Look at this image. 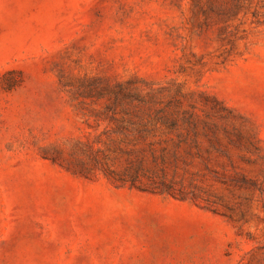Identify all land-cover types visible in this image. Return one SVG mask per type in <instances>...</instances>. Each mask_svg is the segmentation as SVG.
<instances>
[{
    "label": "rangeland",
    "instance_id": "374dc122",
    "mask_svg": "<svg viewBox=\"0 0 264 264\" xmlns=\"http://www.w3.org/2000/svg\"><path fill=\"white\" fill-rule=\"evenodd\" d=\"M0 264H264V0H0Z\"/></svg>",
    "mask_w": 264,
    "mask_h": 264
},
{
    "label": "trees",
    "instance_id": "16d2710c",
    "mask_svg": "<svg viewBox=\"0 0 264 264\" xmlns=\"http://www.w3.org/2000/svg\"><path fill=\"white\" fill-rule=\"evenodd\" d=\"M216 115H217L218 117H220V118H224V117H222L221 114L216 113Z\"/></svg>",
    "mask_w": 264,
    "mask_h": 264
}]
</instances>
